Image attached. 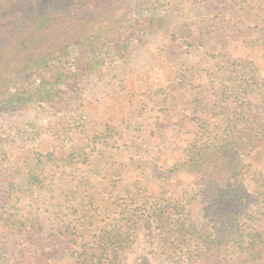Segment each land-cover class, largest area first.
Returning <instances> with one entry per match:
<instances>
[{
    "label": "rangeland",
    "instance_id": "374dc122",
    "mask_svg": "<svg viewBox=\"0 0 264 264\" xmlns=\"http://www.w3.org/2000/svg\"><path fill=\"white\" fill-rule=\"evenodd\" d=\"M199 1H172L152 27L130 31L136 39L123 51L118 53L113 46L101 49L102 63L90 65L83 64L85 47L70 44V37L78 35L77 28L65 30L53 19L47 22L49 26L41 25L49 13L73 8L71 0H40L35 13L28 12L25 0L1 6L0 28L15 47L13 60L24 62L40 51L36 49L40 40L45 48L60 43L68 46L65 62H51L38 72L16 78L19 87L30 92L41 77L58 72L63 81L58 97L49 103L34 100L17 110L0 109V181L12 171L11 176L21 182L35 151L54 152L58 157L82 149L89 153L87 163L48 166L43 187L9 197L18 216L38 221L44 242L57 241L53 238L64 225L84 223L79 198L93 195L100 213L95 226L101 227L111 222L102 212L105 207L113 209L110 195H127L135 182L156 193L160 178L168 174L165 171L183 159L185 140L194 131L193 111L200 107L195 101L211 106L215 99L217 67L228 58L259 57L264 6L254 8L243 2L215 8L209 25L200 28L198 45L186 53L176 52L171 47L172 34L191 18L207 15L196 6ZM133 12L126 15L127 20L136 17ZM95 134L100 135L91 144L89 139ZM253 162L264 171V144ZM250 175L246 183L253 190ZM197 180L198 174L186 168H178L170 178L175 196L187 197L192 217L200 221L203 210ZM20 237L21 233L5 229L0 218V264L20 263ZM133 239L120 264H171L140 228ZM69 254L65 244L57 243L54 262L68 264ZM215 264L238 263L219 259Z\"/></svg>",
    "mask_w": 264,
    "mask_h": 264
},
{
    "label": "trees",
    "instance_id": "16d2710c",
    "mask_svg": "<svg viewBox=\"0 0 264 264\" xmlns=\"http://www.w3.org/2000/svg\"><path fill=\"white\" fill-rule=\"evenodd\" d=\"M9 1L14 0H0V8ZM172 1L176 0H71L73 8L49 13L41 25L45 22L44 27L49 26L47 22L53 19L55 24L66 26L65 30L77 28L78 35L69 41L85 47L83 64H101V49L113 46L118 53L123 51L136 39L133 31L144 32L152 27ZM25 2L29 3L28 12L35 13L39 8L40 0ZM242 2L254 8L264 6V0H200L196 6L207 15L183 23L172 34L171 47L186 53L198 45L200 28L209 25L215 8H230ZM129 12L135 13L132 21L126 19ZM7 36L0 28V109L17 110L34 100L49 103L58 97L63 87L58 72L41 77L30 92L21 89L16 78L18 74L38 72L51 62H65L64 48L68 45L45 48L40 40L36 47L40 51L20 62L12 59L11 49L15 47ZM259 42L257 59L228 58L217 67L213 73V80H217L215 99L211 106L195 101L200 107L193 111L194 131L185 140L183 159L165 171L168 174L160 178L158 191L135 182L127 195H110L113 209L105 207L102 211L110 223L95 226L100 213L93 195H87L78 201L84 223L64 225L53 238L57 241L44 242L38 221L18 216L9 204L12 194L43 187L48 166L87 163L89 153L83 149L64 157L35 151L21 182L11 176L12 171L3 175L0 218L5 229L22 235L20 263L57 264L56 247L61 243L70 252L68 264H120L134 242L135 230L140 228L171 264H215L219 259L260 264L264 258V171L257 169L253 158L264 144V28ZM99 135L89 139L91 144ZM178 168L198 174L196 189L203 210L200 221L192 217L189 199L178 198L173 192L170 178ZM250 173L253 190L246 183ZM51 236L54 234L48 238ZM20 263L15 260L12 264Z\"/></svg>",
    "mask_w": 264,
    "mask_h": 264
}]
</instances>
